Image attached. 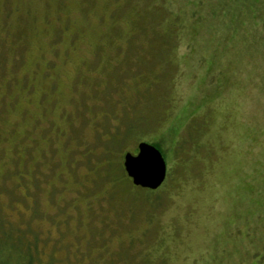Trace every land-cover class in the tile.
I'll use <instances>...</instances> for the list:
<instances>
[{
  "label": "rangeland",
  "instance_id": "obj_1",
  "mask_svg": "<svg viewBox=\"0 0 264 264\" xmlns=\"http://www.w3.org/2000/svg\"><path fill=\"white\" fill-rule=\"evenodd\" d=\"M185 2L0 0V264H264V45Z\"/></svg>",
  "mask_w": 264,
  "mask_h": 264
},
{
  "label": "trees",
  "instance_id": "obj_2",
  "mask_svg": "<svg viewBox=\"0 0 264 264\" xmlns=\"http://www.w3.org/2000/svg\"><path fill=\"white\" fill-rule=\"evenodd\" d=\"M187 7L197 14L196 23H200L198 20L207 23L206 18H209L211 25L220 24L222 27L218 35L226 32L231 40V31L234 39H240L241 42L258 40L264 45V0H187L185 8ZM163 142L164 137L156 143L160 145ZM112 167V164H110L103 169L106 172L107 179L109 173L111 174L109 168L113 170ZM114 172V183L120 184V178L124 179L126 175L123 173L124 176H121L117 171ZM153 192L151 191V193ZM155 201H158V199L153 202Z\"/></svg>",
  "mask_w": 264,
  "mask_h": 264
},
{
  "label": "water",
  "instance_id": "obj_3",
  "mask_svg": "<svg viewBox=\"0 0 264 264\" xmlns=\"http://www.w3.org/2000/svg\"><path fill=\"white\" fill-rule=\"evenodd\" d=\"M137 151L125 153L122 167L134 187L155 191L165 182L167 167L161 152L154 146L141 142Z\"/></svg>",
  "mask_w": 264,
  "mask_h": 264
}]
</instances>
